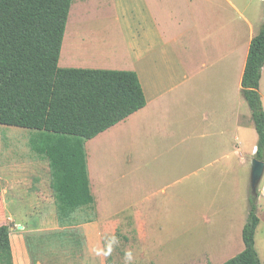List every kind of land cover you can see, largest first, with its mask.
I'll use <instances>...</instances> for the list:
<instances>
[{
    "label": "rangeland",
    "instance_id": "rangeland-1",
    "mask_svg": "<svg viewBox=\"0 0 264 264\" xmlns=\"http://www.w3.org/2000/svg\"><path fill=\"white\" fill-rule=\"evenodd\" d=\"M215 1L214 10L224 12V21L228 20L231 40L244 37L251 24L256 31L261 28L263 0H230L228 10L225 3ZM133 3L73 0L64 43L75 44L71 51L74 59L97 61L105 40L125 39L121 23ZM230 67L233 109L235 102H247L238 87L237 65L231 61ZM261 92L264 97V76ZM33 133L28 128L0 124V225L8 224L10 229L25 233L31 251L43 259L42 264H213L243 248L237 228L243 222L239 218L243 213L246 222L248 209L240 187L249 176L252 193L255 155L242 164V172L240 165L230 159L237 171L230 169L227 178L222 171L225 161L214 164L211 169L217 177L211 189L205 182L206 170H210L205 168L209 160L206 151H141L140 140L131 137L110 150L103 144L97 148V170L106 177L108 174L109 180L117 176L119 181L109 183L108 199L104 200L105 206H100V216L98 208L80 209L68 223H62L58 220L48 160L30 146ZM213 156L220 157L221 153L218 156L215 151ZM232 157L237 161V156ZM212 216L218 225L210 222ZM208 239L214 241L210 244L217 250L213 262L211 253L204 250L210 247L205 245Z\"/></svg>",
    "mask_w": 264,
    "mask_h": 264
},
{
    "label": "crops",
    "instance_id": "crops-1",
    "mask_svg": "<svg viewBox=\"0 0 264 264\" xmlns=\"http://www.w3.org/2000/svg\"><path fill=\"white\" fill-rule=\"evenodd\" d=\"M217 2L225 3L228 10L230 0ZM215 5V0H134L132 7L127 8L126 20L121 21L125 39L105 40L102 44L104 49L97 52V61L75 60L71 53L75 44L71 41L66 45L63 40L59 66L135 71L147 99L142 109L85 145L90 188L95 198L92 211L98 208L99 216L100 206H105L104 200L108 199L109 183L119 181V177L109 180L108 174L106 177L97 170V148L103 144L110 150L113 145H123L131 137L135 141L140 140L141 151H182L183 148L206 151L209 160L205 168L210 167V170H206L205 182L206 188L211 189L217 177L211 169L214 164L225 161L222 171L227 178L230 169L237 171L230 164V159L240 165L242 172V164L248 162V157H254L259 136L251 109L244 101L235 102L231 109L229 77L232 61L234 66L237 65V83L243 95L241 83L250 44L260 29L256 31L251 24L244 37L231 40L228 20L224 21V12L214 10ZM263 76L264 67L261 81ZM105 151L108 150L105 148ZM215 151L221 156H213ZM232 156H237L238 162ZM262 182L264 174L258 188L259 225L255 233V248L264 264ZM240 195L248 209L249 176L243 180ZM244 216L246 213L239 216L243 222L238 224V235H242L246 223ZM97 217L98 213L94 218ZM58 220L61 221L60 218ZM67 220L65 222L68 223ZM210 222L218 225L216 217L213 219L212 216ZM29 231L36 232V229ZM213 242L208 239L205 245L210 247L204 249L211 253L212 262L217 255V250L210 244ZM244 249L245 244L240 251L232 252L213 264H223ZM31 252L25 233L12 228L9 242L0 246V264H42L43 259Z\"/></svg>",
    "mask_w": 264,
    "mask_h": 264
},
{
    "label": "trees",
    "instance_id": "trees-1",
    "mask_svg": "<svg viewBox=\"0 0 264 264\" xmlns=\"http://www.w3.org/2000/svg\"><path fill=\"white\" fill-rule=\"evenodd\" d=\"M72 3L73 0H0V124L34 131L30 146L49 162L62 223L77 210L94 209L87 141L147 104L135 71L59 66ZM263 67L264 21L251 41L241 83L259 136L255 157L261 161ZM258 196L259 192L248 197L242 232L245 249L223 264H262L255 248ZM9 239L10 227L0 225V246Z\"/></svg>",
    "mask_w": 264,
    "mask_h": 264
},
{
    "label": "water",
    "instance_id": "water-1",
    "mask_svg": "<svg viewBox=\"0 0 264 264\" xmlns=\"http://www.w3.org/2000/svg\"><path fill=\"white\" fill-rule=\"evenodd\" d=\"M264 174V161L257 159L256 157L252 160V171H251V191L253 194H257L260 181Z\"/></svg>",
    "mask_w": 264,
    "mask_h": 264
},
{
    "label": "bare ground",
    "instance_id": "bare-ground-1",
    "mask_svg": "<svg viewBox=\"0 0 264 264\" xmlns=\"http://www.w3.org/2000/svg\"><path fill=\"white\" fill-rule=\"evenodd\" d=\"M64 40H65V39H64ZM67 44H68V43H67ZM67 44H66V45H67ZM94 46H95V45H94ZM72 50H73V49H72Z\"/></svg>",
    "mask_w": 264,
    "mask_h": 264
}]
</instances>
